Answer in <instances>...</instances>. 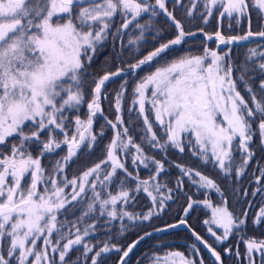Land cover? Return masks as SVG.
I'll use <instances>...</instances> for the list:
<instances>
[{
	"label": "snow or ice",
	"instance_id": "snow-or-ice-1",
	"mask_svg": "<svg viewBox=\"0 0 264 264\" xmlns=\"http://www.w3.org/2000/svg\"><path fill=\"white\" fill-rule=\"evenodd\" d=\"M174 4L184 7L181 0H174ZM189 4L192 7L184 10L188 18L194 19L198 0H189ZM203 6L200 19L205 24L214 8L222 9L220 17L226 15L237 24L250 10L264 18V0H203ZM76 8L78 12H74ZM157 8L174 26L173 38L168 39L157 29L159 46L140 52L127 69L118 67L100 76L88 72L93 54L110 34L115 16H121L122 23L112 33L113 37L135 22L140 35L129 43L136 44L149 27L140 24L138 18L145 13L150 14V19L157 16ZM194 34L186 31L183 23L168 11L166 0H155L154 4L149 0H0V145L6 146L9 138L17 141L9 152H0V264H70L67 259L70 252L80 246L85 259L92 253L91 264H103L104 255L112 250L122 253L120 264H125V258L143 236L126 249L110 244L109 236L97 249L86 239L95 231L96 224H85L83 228L79 225L90 217L98 219L92 215L97 208L100 216L108 217L105 224L125 218L132 222L149 221L159 214L157 210L164 209L172 196L161 190L167 188L172 193L173 189L158 183L157 178L165 171L167 161L146 156L145 145L165 153L169 148L183 153L187 146L200 164L211 163L225 179L231 178L234 171L235 179H240L254 155L250 146L256 120H259L260 143L264 145V79L257 89L249 75L255 70L249 61L264 58V52L249 49L245 60L237 65L229 52L221 54L207 46L203 54L166 61L135 82L132 103L139 106L138 116L143 117L144 125L140 143L134 140L120 115L127 81L122 83L115 94V120L104 117L113 136L104 147L103 158L78 176L69 178L66 174L74 158L85 147L93 150L97 143L93 122L98 114L103 115L100 101L107 82L120 77L125 70L136 73L142 66L155 64L161 54ZM214 37L218 46H231L253 37L264 38V25L260 31L253 32L249 18V30L245 34L226 37L216 31ZM212 38L205 34V39ZM256 67L264 76V59ZM89 80L94 87L87 102V118L81 119L80 108L85 103V85ZM238 83L249 94L251 105L238 90ZM147 112L154 115L155 124L161 129L159 135ZM45 132L47 139L41 140ZM100 135L103 136V130ZM31 143L39 146V155L33 156L28 150ZM62 145L67 147L66 154L47 171L42 157L55 153ZM236 152L240 154L239 161L234 156ZM129 154L134 165L139 160L145 168L153 166L149 179L142 180L128 170L122 157ZM175 167L192 184L219 194L217 205L211 204L207 197L203 201L212 210L211 219L205 223L215 243L222 244L234 233H240L243 239L249 209L242 216L235 215L227 206L226 193L214 179L192 166L176 163ZM262 178L264 168L255 178L260 187L252 191L253 197L264 196ZM133 183L134 188L130 187ZM182 187L183 181L178 177L177 190ZM69 188L71 191H67ZM141 191L151 201L147 211L140 214L126 211L124 205L135 198L134 193ZM244 194L248 195L247 190ZM187 199L185 215L197 203L191 196ZM248 204L251 208L253 202ZM77 205L81 206V215L75 221L58 219ZM261 223H264V203L253 219L254 226ZM179 224L187 225L186 219L181 218ZM212 224L222 229V233L213 231ZM126 227L121 225V235ZM192 235L214 257L215 264H223L221 254L212 245L195 231ZM38 241L42 244L38 245ZM244 244L249 264H256L255 253H259L260 264H264V240L248 238ZM224 251L230 253L231 249ZM193 254L200 256L195 245L188 256L180 251H167L162 256L153 254L150 264H197ZM199 264H204L203 259Z\"/></svg>",
	"mask_w": 264,
	"mask_h": 264
},
{
	"label": "trees",
	"instance_id": "trees-1",
	"mask_svg": "<svg viewBox=\"0 0 264 264\" xmlns=\"http://www.w3.org/2000/svg\"><path fill=\"white\" fill-rule=\"evenodd\" d=\"M181 2L184 7H192L189 4V0H181ZM166 7L168 11L173 12L174 16L183 23L186 31H192L195 34L186 37L181 45L173 46L165 53L161 54V57L157 59L155 64L150 63L142 66L140 69L136 70V73H131L125 70L120 77H116L107 82L103 89L104 94L100 101L103 115L101 116L98 114L93 122V131L97 135V143L94 145L93 150L90 151L85 147L79 153L78 157L74 158L73 162L66 169V174L69 178L73 175H80V173L86 170L87 167H91L94 163L103 158L104 147L109 143L113 136V130L110 125H107L104 117L113 121L115 120V94L120 90V85L125 81H127V88L125 98L121 101L120 115L125 122V126L130 129L134 140L137 143H140V136L143 134L144 128L143 117L138 116L139 106L132 103V91L135 82L153 71L156 66L184 55H201L206 46L211 50L221 52V54L225 51L229 52L231 59L237 65L245 60L246 56L249 54V49H256L258 52H264V38H252L248 42H240L220 49L217 47V41L214 37L216 31H220L226 37L245 34L249 30V18L251 21V30L253 32L260 31L261 26L264 25V19L257 16L255 11L250 10L247 16L241 17L240 23L237 24L235 19H230L226 15L220 17L219 11L222 9L214 8L213 15L209 17L208 23L205 24L204 21L200 19V15L204 12L203 0H198V7L194 9V19L188 18L184 7L174 4V0H166ZM157 12L158 15L151 17V19L150 14L148 13L142 14V16L138 18L140 24L149 25V27L144 31L143 39L136 44L129 43L130 40H135L136 37L140 35V30L135 28V22L133 25H130L128 29H124L121 33H117L115 38L113 37L112 33H116L117 28H119L122 23L121 16L117 15L114 17L113 24L110 28V34L107 37L108 46L106 59L108 63V71H115L118 67L127 69L128 64L136 62V58L139 57L140 52H146L151 50L154 46H159L160 41L159 36L157 35V29L161 30L160 34L166 36L168 39L174 37L175 29L171 24V21L167 19L159 8H157ZM201 28L203 29V32L200 31ZM205 34L211 35L213 38L207 40L205 39ZM262 59L264 58L256 57L252 61H249L250 67L255 69L249 73L252 77L251 83L253 87L257 89L260 80L264 79V76L260 74L259 69L256 67ZM94 75L100 76L97 74ZM235 75L237 74L234 73V76ZM93 87L94 84L89 80L85 85V93L91 95V89ZM238 90L251 105L250 96L244 90L242 84L238 83ZM149 107V105H146V108ZM130 108H135L137 111L130 112ZM87 113L88 108H86L83 113H80L81 119H86ZM146 115H149V118L154 125V131L159 135L161 129L155 124L154 115L150 112H147ZM258 123L259 120H256L253 124L254 135L250 146L254 155L239 180L235 179L234 171L231 173V178L225 179L220 171L211 163L207 165L200 164L197 158L191 155L187 146L183 153L172 148H169L165 153L145 145L144 153L146 156H153L157 160L163 159L167 161L165 164V171L160 173L157 182L173 189L172 193H168L167 188L161 190L164 194L171 195L172 199L167 200L164 209L157 210L159 214L153 216L149 221L137 220L132 222L125 218L123 221L117 219L111 221L110 224H105L104 221L107 220L108 217L106 215L100 216L97 208L92 215L93 217H98V219L94 220L90 217L85 220L84 224L79 225L83 228L85 224H96L95 231L86 239L91 244L96 245L98 249V247L102 245V242L111 236V240L109 241L110 244H117L122 249H126L128 244L143 236L144 238L140 240L129 256L125 258V264H150L153 254L162 256L167 251H180L188 256L191 252L192 245H195L200 252V256L192 255V258L197 261V264H199L200 259H203L204 264H215L214 257H212L207 249H205L204 246L193 237L192 231H195L221 254L223 264H249L248 260L245 258L246 248L244 240L248 238L264 240V223H261L258 226L253 225V219L256 216V212L261 204L264 203V196L257 195L253 197L251 195L252 191L257 187H260V185L256 183L255 178L260 175V169L264 168V145H261L260 143V136L257 128ZM101 130H103V136L100 135ZM41 140H46L44 133L41 135ZM16 142L15 138H9L6 146L3 145V152H5V147L10 151L12 145ZM31 146L33 148V156L39 155V146L36 143H31ZM66 152L67 147L62 145V148L58 149L55 153L45 154L41 159L45 169L50 171L55 160L65 155ZM234 156L237 161H239V152L234 153ZM122 159L128 170L134 175H138L142 180L149 179L150 175L153 174V166L151 164L148 168H145L138 160L134 165L131 154L122 157ZM176 163L197 168L202 174L214 179V181L221 187L222 191L226 193V199L228 201L227 206L235 215L242 216L243 211L249 209L246 218L247 226L242 230L243 239L241 238L240 233H234L222 244L215 243V238L208 231L209 225L205 223V221L211 219L212 210L211 208H206L203 201L207 197L211 204L217 205L220 203V196L214 190L201 188L198 184H192L188 177L181 176L179 169L175 167ZM178 177L183 181L182 190H177ZM261 182L264 183V178H262ZM130 187L134 188V183L130 184ZM110 190L114 191L111 186ZM245 190L248 192L247 196L244 194ZM67 191H71V189L69 188ZM134 196L135 198L133 200L124 205L125 210L133 214L146 212L151 204L147 195L141 191L134 193ZM189 196H191L193 201H196L197 203H194L188 214L185 215L184 208L187 206V198ZM248 201L253 202L251 208H249ZM83 207H86V205ZM80 215L81 206L77 205L75 207H70L68 212L60 215L58 219L71 222L75 221ZM181 218L186 219V227H167V225L176 224ZM122 224L127 227L123 230V234L121 235ZM211 228L213 231H216L218 235L222 233V229L217 228L215 224H212ZM156 229L160 230L157 231ZM145 233H150V235H145ZM37 243L38 245L42 244L40 241ZM225 248L231 249V252L225 253ZM82 252V246L74 248L67 258L70 264H72V262H75V264H91L90 257L92 253L89 254V258L85 259ZM237 252L240 253L239 256L236 255ZM121 254L122 253L116 252L115 250L110 251L104 255L103 264H120L119 258ZM77 257H79V260H77ZM254 259L256 264H260L259 253L254 254Z\"/></svg>",
	"mask_w": 264,
	"mask_h": 264
},
{
	"label": "rangeland",
	"instance_id": "rangeland-1",
	"mask_svg": "<svg viewBox=\"0 0 264 264\" xmlns=\"http://www.w3.org/2000/svg\"><path fill=\"white\" fill-rule=\"evenodd\" d=\"M149 2L154 4L155 0H149ZM78 11H79L78 8L74 9V12H78ZM107 46H108L107 38L97 46V50L93 54V60L91 62L90 67L88 68V72L92 73L93 75L94 74L103 75L105 72H108V70H107L108 69L107 68L108 63H107V59H106ZM90 98H91V95L88 93H85V103L81 105L80 113H83L86 110L87 102L90 100ZM44 136L47 139V133L46 132L44 133ZM4 150H5V153L9 151L6 149V147ZM28 150L30 152L33 151L31 144H30ZM0 151H2L1 147H0ZM40 243H42V241H40Z\"/></svg>",
	"mask_w": 264,
	"mask_h": 264
},
{
	"label": "water",
	"instance_id": "water-1",
	"mask_svg": "<svg viewBox=\"0 0 264 264\" xmlns=\"http://www.w3.org/2000/svg\"><path fill=\"white\" fill-rule=\"evenodd\" d=\"M254 39H261V38H259V37H253ZM248 41H250V40H248ZM248 41H243V42H248ZM216 45H217V47L218 48H220V49H223L224 47H225V45H219L218 46V42H216ZM176 225H177V227H186L187 225H180L179 224V221H177L176 222ZM138 240V239H137Z\"/></svg>",
	"mask_w": 264,
	"mask_h": 264
},
{
	"label": "flooded vegetation",
	"instance_id": "flooded-vegetation-1",
	"mask_svg": "<svg viewBox=\"0 0 264 264\" xmlns=\"http://www.w3.org/2000/svg\"><path fill=\"white\" fill-rule=\"evenodd\" d=\"M0 147H2L1 149H2V151H0V152H3V145H0Z\"/></svg>",
	"mask_w": 264,
	"mask_h": 264
}]
</instances>
